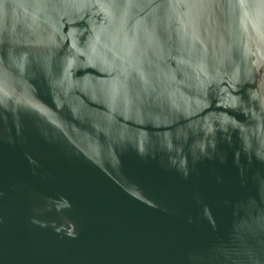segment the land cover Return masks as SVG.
Masks as SVG:
<instances>
[{
	"label": "water",
	"instance_id": "1",
	"mask_svg": "<svg viewBox=\"0 0 264 264\" xmlns=\"http://www.w3.org/2000/svg\"><path fill=\"white\" fill-rule=\"evenodd\" d=\"M0 264H264V0H0Z\"/></svg>",
	"mask_w": 264,
	"mask_h": 264
}]
</instances>
